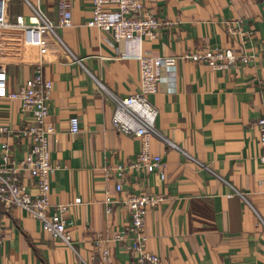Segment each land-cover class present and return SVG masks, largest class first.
Segmentation results:
<instances>
[{
  "label": "crops",
  "instance_id": "obj_1",
  "mask_svg": "<svg viewBox=\"0 0 264 264\" xmlns=\"http://www.w3.org/2000/svg\"><path fill=\"white\" fill-rule=\"evenodd\" d=\"M29 1L55 32L46 30L43 45L33 46L23 29L0 27V125L9 129L0 134V159L9 153L18 163L30 153L20 131L31 117L10 94L40 67L53 81L50 200L53 209L68 205L60 214L74 249L27 210L0 201V264H134L135 253L115 241L129 221L123 201L134 193L163 197L147 210L145 225L147 248L163 264H264V148L257 126L264 108V0H143L166 24L152 41H116L90 27L92 0H71V27L59 26L60 0H8L10 23L19 15L28 21ZM204 46L233 48L252 60L224 71L178 57ZM140 54L165 57L170 66L150 100L159 109V129L185 152L150 138L165 179L160 171L129 168L142 140L113 127L115 105L100 85L119 96L138 91ZM73 116L80 119L77 134ZM20 169V183L37 194L34 172ZM77 198L82 202L75 204Z\"/></svg>",
  "mask_w": 264,
  "mask_h": 264
},
{
  "label": "built area",
  "instance_id": "obj_2",
  "mask_svg": "<svg viewBox=\"0 0 264 264\" xmlns=\"http://www.w3.org/2000/svg\"><path fill=\"white\" fill-rule=\"evenodd\" d=\"M7 1L0 0V27L23 29L26 44L41 46L44 43L45 31L55 32L53 21L38 4L32 1L29 2L33 14L28 21L25 16L19 15L16 23H10ZM92 1L94 12L88 25L110 33L116 41H152L159 37L161 28L166 25L161 17L147 10L143 0ZM60 2L62 16L59 26L71 27L73 25L72 1L60 0ZM229 31L236 32L232 27H229ZM178 57L186 61L203 62L214 69L224 71L230 70L234 64L240 62L247 64L252 60L248 55H243L233 48H210L208 46L183 53ZM138 59L141 66V84L138 91L126 96H119L108 91L101 83L100 85L108 92L109 99L115 105L112 117L113 127L119 132L142 140V148L137 160L130 164L129 168L138 171L147 170L150 173L160 171L161 178L165 179V173L160 169L163 165L162 157L152 153L150 138H157L168 147L184 150L172 142L157 126L159 109L152 104L150 97L159 91L163 68L170 66H168L167 59L161 56L140 54ZM52 94L53 81L44 76L40 67L20 89L10 94L11 98L21 101L23 113L31 117L27 125L20 131V135L30 141V153L18 163L12 160L9 153L4 154L0 159V201L27 210L33 218L41 222L43 228L53 238L61 239L69 248L74 249L72 232L68 227L67 220L60 214V211H65L68 205H58L53 209L50 200L51 177L56 169L52 163L50 149V136L55 133L56 129L48 123ZM257 126L260 131V142L264 148V108L257 120ZM70 127L74 134L81 131L78 116H73L70 119ZM8 131V127L0 125V134ZM191 158L195 160L193 157ZM259 160L264 165V153L259 157ZM198 163L207 168L203 163ZM20 168H29L34 172V185L38 190L37 194L28 192L20 183L19 174L22 170ZM117 190H122V184L117 185ZM236 192L246 199L242 192ZM162 201L161 195L151 193H134L123 201L129 210V221L124 230L117 233L115 241L124 243L127 251L135 253L134 264H163L159 255L148 250V237L145 230L147 210L157 207ZM81 202L80 198L75 200V204ZM110 210L109 208L108 211ZM1 240L0 235V242ZM106 254V252L103 253L105 259Z\"/></svg>",
  "mask_w": 264,
  "mask_h": 264
}]
</instances>
